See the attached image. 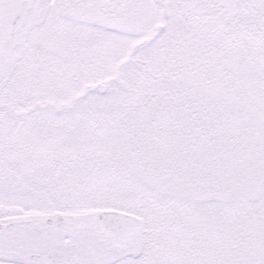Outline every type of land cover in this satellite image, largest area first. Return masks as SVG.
I'll return each instance as SVG.
<instances>
[{"label": "rangeland", "instance_id": "1", "mask_svg": "<svg viewBox=\"0 0 264 264\" xmlns=\"http://www.w3.org/2000/svg\"><path fill=\"white\" fill-rule=\"evenodd\" d=\"M149 38L123 48L94 45L78 70L27 77L12 92L23 97L13 109L87 116L75 117L66 150L55 139L50 148L23 143L32 160L63 158V167L30 165L11 180L12 171L0 169V222L62 212L82 224L115 209L141 221L138 244L125 255L132 264H264V149L249 161L256 128L245 122L248 112L264 119V84L223 90L148 67L133 53ZM12 228L28 253L63 250L78 239L56 228ZM87 235L77 250L81 264L103 249L97 232Z\"/></svg>", "mask_w": 264, "mask_h": 264}, {"label": "snow or ice", "instance_id": "2", "mask_svg": "<svg viewBox=\"0 0 264 264\" xmlns=\"http://www.w3.org/2000/svg\"><path fill=\"white\" fill-rule=\"evenodd\" d=\"M144 36L133 54L148 67L223 90L264 84V0H0V86L13 71L66 76L94 45ZM0 264H39L3 223Z\"/></svg>", "mask_w": 264, "mask_h": 264}, {"label": "flooded vegetation", "instance_id": "3", "mask_svg": "<svg viewBox=\"0 0 264 264\" xmlns=\"http://www.w3.org/2000/svg\"><path fill=\"white\" fill-rule=\"evenodd\" d=\"M26 78L27 76L22 77L21 75L13 71L5 75L2 86H0V155H2V157H0V169L3 170L5 168H8L10 169V171H12V174L10 173V175H6V177L10 180L13 178L19 179L20 176H24L26 168L30 165H32V167H35V165L46 167H63L66 162L63 161V158L47 157L44 159L38 157V159L36 158L32 160V158L28 157V155L26 154L25 144L23 143L25 142L26 138L31 141L34 139L38 141L39 148H50V146L52 145V140L55 139L56 142L58 141V145L60 147L65 146L66 150L68 144H71L72 142V135H70V132L72 130L71 128H73L75 117L78 120L81 119L83 121V117L86 118L87 116L85 111H82L81 114H79L77 117V115H74V111L71 110L58 111L53 109H41L33 111L32 109H13L15 108L16 104L22 103L23 97L15 100L13 98L12 92L18 90L21 81H25ZM44 96L45 95L42 94L40 95V97L42 98ZM60 99H62V97ZM39 105L40 102H37L34 108L36 106L38 107ZM48 106L51 107L52 105L46 104V107ZM30 111H32V113L34 112L35 116L33 118V123L30 122L27 124L25 113H29ZM248 113L249 116L245 117V122L248 123L247 127L250 126L256 128L255 130L251 131L253 136L251 149L256 150V152L254 151L255 153L251 154V156L248 157L249 161L254 164L255 161L262 158L263 154L262 150L264 149V119L254 112ZM43 124L45 125L43 126ZM29 127H31L30 129H32V132L29 133L31 134L30 136L29 134L27 135L26 130ZM11 149L17 150V154L11 151ZM53 171L54 170H52V172ZM52 172L47 176L49 179L55 177V175H52ZM56 215H63L65 219H68L62 212H57L51 216L49 215L44 217L12 216L3 224L8 225V227H20L21 225H25L28 227L30 226L32 229L36 230L56 228L77 235L78 239L76 240V242L66 245L63 250L48 249L43 253L37 254L44 255L51 250L69 254L72 253L76 255V264H81V256L77 254V250L87 243V233L89 231L97 232L100 235V238L98 240L103 249L98 255H94L93 251H89L88 254H86V264H114V262L115 264H132L126 258L127 251L132 250L133 247L138 244L135 238H137L139 230L130 228L124 233H118L117 235H115L105 230L103 224L98 219H94L93 221L87 223L77 224L78 227L72 231L62 227L47 226V224H45L46 218H52ZM32 254L36 253H29V255ZM112 256L113 258H110Z\"/></svg>", "mask_w": 264, "mask_h": 264}, {"label": "water", "instance_id": "4", "mask_svg": "<svg viewBox=\"0 0 264 264\" xmlns=\"http://www.w3.org/2000/svg\"><path fill=\"white\" fill-rule=\"evenodd\" d=\"M96 217L102 222L103 227L110 233L117 235L124 233L130 228L139 229L140 221L132 215H128L118 211L103 210L97 213ZM48 226H59L69 230H75L77 226L66 220L62 215H56L53 218L45 220ZM8 227V225H5ZM32 257L38 259L40 264H76L77 258L72 253H64L51 250L44 255L32 254Z\"/></svg>", "mask_w": 264, "mask_h": 264}]
</instances>
